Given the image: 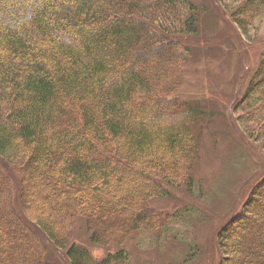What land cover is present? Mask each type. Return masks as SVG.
Wrapping results in <instances>:
<instances>
[{"label": "trees", "instance_id": "1", "mask_svg": "<svg viewBox=\"0 0 264 264\" xmlns=\"http://www.w3.org/2000/svg\"><path fill=\"white\" fill-rule=\"evenodd\" d=\"M219 1L247 18L264 0ZM196 10L185 0H0V264L64 251L74 217L90 221L95 242L126 235L148 219L145 202L158 190L144 175H188L194 112L173 105L172 117L161 116L145 103L171 98L184 60L171 38L197 33ZM158 51L168 70L155 64ZM252 77L237 120L264 148V63ZM147 163L153 176L140 168ZM131 165L140 169L130 173L135 191L123 196ZM29 171L59 221L27 216ZM242 209L217 234L220 264H264V181ZM78 247L66 264H121L96 263Z\"/></svg>", "mask_w": 264, "mask_h": 264}, {"label": "rangeland", "instance_id": "2", "mask_svg": "<svg viewBox=\"0 0 264 264\" xmlns=\"http://www.w3.org/2000/svg\"><path fill=\"white\" fill-rule=\"evenodd\" d=\"M185 1L198 9V24L194 36L171 38L178 50L187 49L178 83L171 98L164 101L168 107L159 98L145 104H154L161 116L172 117L171 111L180 107H189L194 112L185 121L189 146L196 148L186 169L190 170L188 175L182 180H174L167 174L154 178L144 175L147 184L158 189L157 194L145 202L148 219L126 235L110 236L98 243L92 240L95 232L90 229L88 219L68 220V229L63 233L64 251L45 255L40 264H66L65 253L72 246L84 247L96 263L117 258L121 264H220L217 233L245 213L244 203L264 181V148L243 133L237 120L238 105L246 87L264 63V8L244 18L240 12H232L227 1ZM236 21L244 22L246 33ZM154 55L157 67L163 65L168 70L163 53L158 51ZM148 72L149 81L147 75H151L152 68ZM164 123L169 122L164 119ZM149 165L140 168L152 175ZM135 167L131 165L122 171V193L131 187L135 191L136 183L130 174L140 170ZM29 173L32 187L27 191L30 203L27 216L59 221L51 203L53 199L45 201L36 192L39 177ZM40 185L44 186L41 190L46 188V183ZM8 192L12 194L11 190ZM127 201L134 202L135 196ZM11 229L15 230V226ZM27 235L32 237L29 229Z\"/></svg>", "mask_w": 264, "mask_h": 264}, {"label": "bare ground", "instance_id": "3", "mask_svg": "<svg viewBox=\"0 0 264 264\" xmlns=\"http://www.w3.org/2000/svg\"><path fill=\"white\" fill-rule=\"evenodd\" d=\"M243 1V0H242ZM257 3V2H256ZM263 3V6H264V1L262 2ZM262 5H261V7L260 8H262L263 7ZM196 13H198V9L196 10ZM196 33H192V34H182V35H195ZM180 36V35H179ZM177 37V36H176ZM176 45H177V43H176ZM180 45V44H179ZM178 47V45L176 46V48ZM180 51V50H179ZM182 54H183V56H184V59H185V57H186V52H187V49L185 50V51H180ZM183 62H184V60H183ZM183 62H182V64H183ZM12 195L14 196V190L12 191Z\"/></svg>", "mask_w": 264, "mask_h": 264}]
</instances>
